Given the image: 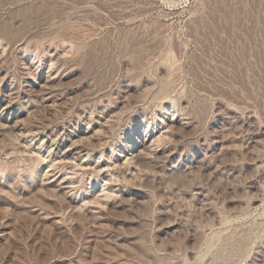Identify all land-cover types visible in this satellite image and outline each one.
Returning a JSON list of instances; mask_svg holds the SVG:
<instances>
[{"label": "rangeland", "instance_id": "rangeland-1", "mask_svg": "<svg viewBox=\"0 0 264 264\" xmlns=\"http://www.w3.org/2000/svg\"><path fill=\"white\" fill-rule=\"evenodd\" d=\"M0 264H264V0H0Z\"/></svg>", "mask_w": 264, "mask_h": 264}, {"label": "bare ground", "instance_id": "bare-ground-1", "mask_svg": "<svg viewBox=\"0 0 264 264\" xmlns=\"http://www.w3.org/2000/svg\"><path fill=\"white\" fill-rule=\"evenodd\" d=\"M47 84V83H46Z\"/></svg>", "mask_w": 264, "mask_h": 264}]
</instances>
